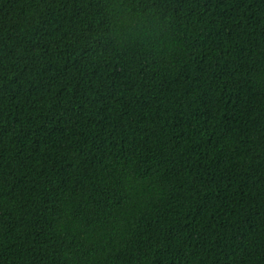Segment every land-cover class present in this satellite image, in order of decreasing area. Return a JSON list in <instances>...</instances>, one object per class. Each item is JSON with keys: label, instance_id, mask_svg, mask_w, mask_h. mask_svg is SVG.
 Listing matches in <instances>:
<instances>
[{"label": "trees", "instance_id": "1", "mask_svg": "<svg viewBox=\"0 0 264 264\" xmlns=\"http://www.w3.org/2000/svg\"><path fill=\"white\" fill-rule=\"evenodd\" d=\"M0 264H264V0H0Z\"/></svg>", "mask_w": 264, "mask_h": 264}]
</instances>
